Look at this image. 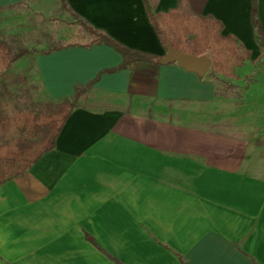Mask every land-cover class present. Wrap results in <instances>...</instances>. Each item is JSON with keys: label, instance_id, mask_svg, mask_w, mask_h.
Segmentation results:
<instances>
[{"label": "crops", "instance_id": "0c3cea01", "mask_svg": "<svg viewBox=\"0 0 264 264\" xmlns=\"http://www.w3.org/2000/svg\"><path fill=\"white\" fill-rule=\"evenodd\" d=\"M37 1L0 0V12ZM57 1L129 49L165 53L144 0ZM145 1L154 13L177 3ZM184 1L249 52L231 85L240 67L264 65L251 0ZM255 9L264 38V0ZM29 57L45 98L70 99L83 86L87 95L54 147L0 185V264H264V72L247 81L252 126L242 137L173 108L213 107L225 78L209 69L200 78L158 59L120 67L105 43L34 47Z\"/></svg>", "mask_w": 264, "mask_h": 264}, {"label": "trees", "instance_id": "16d2710c", "mask_svg": "<svg viewBox=\"0 0 264 264\" xmlns=\"http://www.w3.org/2000/svg\"><path fill=\"white\" fill-rule=\"evenodd\" d=\"M144 5L148 20L161 42L195 56L208 54L211 59L208 74L214 78L223 76L230 84L227 79L235 76L234 69L242 65L249 52H241L233 37L221 34L219 21L209 15L191 12L184 0H177L176 6L165 12L150 11L145 0ZM255 6L256 0H251L250 21L258 46L264 48ZM81 22L90 36L85 44L112 46L122 57L120 67L158 59L156 55L129 49L85 21ZM70 44L77 43L56 44L42 51L49 52ZM28 53L23 47L11 50L8 42L0 38V185L23 175L40 156L54 147L64 122L87 89V86L78 87L72 98L58 101L45 98L41 93L45 100L35 96L37 88L28 82L29 77L10 73L12 65Z\"/></svg>", "mask_w": 264, "mask_h": 264}, {"label": "rangeland", "instance_id": "374dc122", "mask_svg": "<svg viewBox=\"0 0 264 264\" xmlns=\"http://www.w3.org/2000/svg\"><path fill=\"white\" fill-rule=\"evenodd\" d=\"M32 4L31 6L16 5L8 11L0 12V38L8 42L11 50L23 47L28 52H33L34 47L43 50L56 44L89 42L90 36L83 23L68 13L59 1L40 0L35 5ZM31 58H27L26 61L18 59L12 65L10 73L14 76L29 77L28 82L32 87L37 88L35 96L44 99L40 95V85L35 77ZM256 67H259L258 70ZM236 71L241 80L233 79L234 85L222 81L213 107H206L197 102H180L173 104L175 112L186 111L193 122L206 121L202 123L210 127L213 123L211 121H216L213 125L219 130L232 132L242 137L247 136V133L251 131L247 128L252 124L248 122V114L244 108L246 101L244 90L248 84L247 81H250L249 76H255L256 71L264 72V65L262 62L257 66L245 64ZM82 94L84 97L87 92Z\"/></svg>", "mask_w": 264, "mask_h": 264}, {"label": "water", "instance_id": "95a60500", "mask_svg": "<svg viewBox=\"0 0 264 264\" xmlns=\"http://www.w3.org/2000/svg\"><path fill=\"white\" fill-rule=\"evenodd\" d=\"M165 53L158 59L159 64L176 63L186 71L196 73L198 77H203L211 65V59L205 54L198 56L182 52L175 49L169 43L162 41Z\"/></svg>", "mask_w": 264, "mask_h": 264}]
</instances>
